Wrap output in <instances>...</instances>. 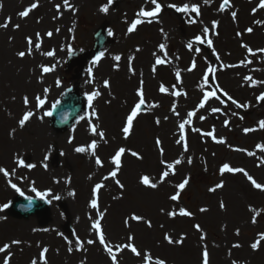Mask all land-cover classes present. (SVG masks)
<instances>
[{
  "label": "rangeland",
  "instance_id": "374dc122",
  "mask_svg": "<svg viewBox=\"0 0 264 264\" xmlns=\"http://www.w3.org/2000/svg\"><path fill=\"white\" fill-rule=\"evenodd\" d=\"M157 2L162 6L157 16L138 17L141 9H154L151 0H0V24H7L0 27V168L9 173L0 172V247L11 245L0 252V264L7 257L9 264H31L33 260L45 264V259L47 264H112L92 227L96 221L114 252L116 244L129 242V235L135 238L131 243L141 257L125 249L116 253L118 264H144L146 253H151L153 264L156 259L166 264H203L205 249L209 264H264V191L254 188L243 172L220 174L228 164L264 184V150L260 147L264 145V128L260 127L264 100L259 99L264 95V51H260L264 49V8L259 7L260 0H229L224 11L220 10L223 0ZM171 4L198 5L200 12H177ZM105 6L107 13L101 11ZM29 8L27 17L19 15ZM136 19L143 22L129 33ZM213 21L219 22L215 28ZM204 28L209 29L207 34ZM248 28L253 31L247 32ZM99 33L106 37L100 48ZM197 36L204 42L197 41ZM29 37L32 46L27 54ZM207 39L212 40L211 47ZM161 43L166 46L164 51L159 48ZM21 51L26 52L23 58L17 55ZM48 52L53 55H45ZM111 53L120 59L112 60ZM157 57L166 63L155 65ZM193 61L196 67L189 71ZM44 67L51 70L44 72ZM209 68L215 71L210 73ZM141 81L145 105L125 139L122 127L138 102ZM161 85L167 93L159 91ZM69 90L82 96L85 110L69 127L59 129L45 112L52 111ZM176 91L181 95H172ZM208 92L215 96L199 108ZM93 93L99 95L90 104L88 97ZM37 96L45 101L43 107L38 106ZM173 107L178 116L171 111ZM194 110L196 115L183 133L188 145L184 152L176 143L182 136L178 124ZM29 111L34 115L21 128L18 122ZM92 126L104 137L93 135ZM156 138L162 141L163 156ZM93 141L97 143L95 155L90 147ZM77 147L88 151L76 152ZM120 147L126 152L117 177L112 178L109 174L115 165L111 159ZM131 151L143 159L133 157ZM97 157L102 166L96 163ZM176 159L182 163L159 183L165 170L161 160L172 163ZM144 175L158 187L140 184ZM185 178L189 183L179 191L176 185ZM220 182L223 188L209 191ZM97 184L102 187L94 193ZM178 191L180 199L170 200ZM38 192L48 195L41 198ZM16 198L43 199L48 210L44 215L17 217L10 208ZM93 199L98 208L91 207ZM221 201L226 206L223 209ZM181 208L193 215H179ZM170 211L177 215H167ZM133 214L151 221V227L132 220ZM196 224L203 232L196 230ZM166 235L183 242L169 244ZM13 240L21 243L12 244ZM88 240L96 242L88 244ZM78 241L84 242L82 249ZM257 242L259 247L254 250L251 245ZM237 244L240 247H234ZM45 248L48 251L41 258Z\"/></svg>",
  "mask_w": 264,
  "mask_h": 264
},
{
  "label": "snow or ice",
  "instance_id": "6c2138e0",
  "mask_svg": "<svg viewBox=\"0 0 264 264\" xmlns=\"http://www.w3.org/2000/svg\"><path fill=\"white\" fill-rule=\"evenodd\" d=\"M207 2H208V0H205V3H207ZM65 3H67V0H65ZM151 3H152L153 5H155L154 9H152V10H144V9H141V10L137 13V16H138V17H155V16H157V14L161 12V10H162V6H161L160 3L157 2V0H151ZM228 4H229V0H223V3H222L221 6H220V10H221V11H224V10H225V5H228ZM35 6H36L35 4L32 5V7H35ZM0 7H2V5H0ZM169 7L175 8L177 12H189V11H192V12H195L197 15H199V12H200V10H199V6H198V5H192L191 8H189V5H187V4L183 5L182 7H177V5H175V4H171V5H169ZM259 7H260V8H264V0H260ZM30 11H31V8H29L28 10H25V11L20 12L19 15H20L21 17H27ZM101 11L107 13V12H108V7H107V6L103 7V8L101 9ZM254 11H255V9H254ZM231 15H232V18L235 20L237 13H236L235 11H233V12L231 13ZM142 22H143V21L140 20V19H136L135 21H133V22L131 23L130 27L128 28V32L131 33V32H133V31H135L136 28H137V25L141 24ZM149 22H151V21H149ZM193 22H195V21H193ZM218 23H219L218 21H213V22H212V26H213V28H215L216 26H218ZM0 27H7V24H0ZM16 27L18 28L19 25H16ZM160 31L163 33V29H162V28L160 29ZM203 31H204L205 34H207V33L209 32V29H208V28H204ZM246 31L249 32V33H251V32L253 31V29H252V28H248ZM217 34H218V33H217ZM47 35H48V36H51L52 33L49 32V33H47ZM109 35H112V33L110 32ZM237 35H240V34L237 33ZM195 39H196L197 41H199V42H204L200 36H197ZM206 42H207V44H208L210 47L212 46V40H211V39H207ZM27 43H28V45H29V51H28L27 54H30L31 46H32V39H31L30 37L27 39ZM243 46L247 49V51H248L249 53H252V49H251V48H248L247 45H243ZM165 47H166L165 44H163V43L159 44V48H160L161 51H164V50H165ZM187 48L191 51V50L193 49V45H192L191 43H189V44L187 45ZM137 51H139V49H137ZM260 51H264V49H261ZM17 55H18L19 57L23 58V57L26 55V52L21 51V52H18ZM45 55L51 56V55H53V53H52V52H48V53H45ZM101 55H102V54H101ZM100 58H101V57L98 56V57L96 58L97 61H99ZM115 59H116V60H119L120 57L117 56V57H115ZM132 59H134V57H133ZM164 63H166V61H165L164 59H161L160 57H157V58L155 59V65H162V64H164ZM195 67H196V65H195V62L193 61L191 68H189L188 70L191 71V70H193ZM50 70H51V69H49V68H47V67H44V68H43V71H44V72H48V71H50ZM89 71H91V69H90ZM207 71L211 73V72H214L215 69H213V68H209ZM153 72H155V66L153 67ZM176 76H177V78L179 79L180 73L177 72V73H176ZM204 79L207 80L208 77L205 76ZM246 79H249V80H250L251 77H246ZM142 85H143V81H141V87L137 90L138 102L135 103L134 107L130 110V113H129V114L127 115V117H126V122H125L124 126L122 127V133H123L125 139H127L128 136L131 134V130H132V128H133V121L136 119V117H137V116L140 114V112L142 111V106L145 105L144 91H143V87H142ZM105 86H106V87L108 86V82H107V81L105 82ZM159 91L162 92V93H167V92H168V89L165 88L163 85H161V87L159 88ZM97 95H99V93H93L92 95H90V96L88 97V100H89V103H90V104H91V101L93 100V97H94V96H97ZM172 95L180 96L181 93H180L179 91H176V92H173ZM184 95H187V94L184 93ZM225 95H227V93H225ZM213 96H215V93H214V92H208V93H206V94L204 95V97H203V101L199 104L198 107H199V108H204L205 103L208 101V99H209L210 97H213ZM35 99H36V101L38 102V106L43 107L45 101H44L43 99H41L39 96H37ZM217 99H218V97H217ZM228 99L231 100L232 97L229 96ZM259 99L264 100V95H261V97H259ZM24 103H25V105H27V104L29 103L27 97H24ZM233 103H237V102H236V101H233ZM151 107H158V105L153 104V105H151ZM238 107H245V105H238ZM171 111L173 112V114H175V115H177V116L179 115V113L176 112V108H175V107H173V108L171 109ZM213 111H214V112H215V111H220V109H213ZM33 115H34V113H32L31 111L26 112V113L23 115V117L19 120V122H18V123H19V126H20L21 128H23V127L25 126V124L30 120V118H31ZM45 115H46V116H51V115H52V112H51V111H47V112H45ZM195 115H196V111H195V110H194V111H191V112H188V113H187V119H183L182 122L178 124V128H179V130L181 131L182 136H181V139H178V140L176 141V143H177V144H181V146H182L184 152H187V151H188L187 141H186V138L183 136V133H184V130H185V126L188 125V124H190V123L192 122V118H193ZM41 119H43V117H41ZM97 119H98V117H97ZM165 119H167V117H165ZM201 119H203V117H201ZM155 123H156L157 125H159V124H160V120H159V119H156V120H155ZM225 123L227 124V122H225ZM260 127H261V128H264V121H261V122H260ZM91 131H92L93 135H98V136H100L101 138L104 137V133H103V132H97V128H96V126H92ZM194 131H199V129H194ZM248 131H252V129H245V132H248ZM206 135L212 136L213 139H216V137L214 136L213 132H208V133H206ZM218 142L224 143L225 141H222V140H221V141H218ZM155 145H156V147H157V149H158L159 155H160V156H163V155H164V148H163V146H162V141H161L159 138H156V140H155ZM90 147H91V149H92V154L95 155V149L97 148V143H96V141H93ZM260 147H261V150H264V145H261ZM75 151H76V152H81V153H82V152H86V151H88V149L85 148V147H77V148L75 149ZM125 152H126V149H125L124 147H120V148L114 153V155L112 156L111 163L115 165V170L111 171L110 174H109L112 178H116V177H117V174H118V172H119V170H120V167H121V157L124 155ZM130 154H131L133 157H136L137 159H141V160L143 159V157H142L138 152L131 151ZM252 154H253V153H249V155H252ZM20 163L23 164V161H20ZM96 163H97L98 165H101V166H102V161L99 159V157L96 158ZM181 163H182V160H181V159H176V160H175L174 162H172V163H167L166 161L161 160V164L164 165L165 170H163V171L161 172L160 179H159V183H163V182H164V179L167 178V177L169 176L170 171H172L173 174H174V170H175L176 165H179V164H181ZM188 163H189V164L192 163V160H191L190 158H189V160H188ZM28 167H30V168H31V167H35V165H28ZM45 167H46V166H45ZM0 172H3V174H4L5 176H8V175H9L8 171L5 170V169L0 168ZM225 172H229V173L243 172L244 175L247 176V179H248L249 181H251V184L253 185L254 188L259 189V190H261V191H264V184L258 183L255 179H253L250 175H248L247 172H245L243 169H240V168H232V167L229 166L228 164H224L223 167L220 169V174L223 175ZM105 179H107V177H105ZM139 182H140V184H142V185H144V186H146V187L152 188V189H156V188L158 187V183H154V182H152V180L150 179V177L147 176V175L142 176V177L140 178V181H139ZM115 183L118 184L119 187H120L121 189L124 188V185L121 184L120 181H119L118 179L115 180ZM188 183H189V179H188V178H185L181 183H179L178 185H176V188H177L179 191H183V190L185 189V187L188 185ZM11 187L14 188L16 191L20 192L21 195L24 194V193H23V192L17 187L16 184H11ZM101 187H102L101 184H97V185L95 186L94 193L98 192L99 189H100ZM223 187H224L223 182H220V183H217L214 187L210 188L209 191H211V192H216L218 189H221V188H223ZM32 190H33L34 192L36 191L35 188H33ZM179 191H178L176 194L171 195V196L169 197V199L172 200V201H178V200L180 199ZM37 195H39L41 198H44V196L48 195V193H40V192H38ZM55 198H56V199H59L58 196L55 197ZM219 206H220V208H222V209L226 207L223 201L220 202ZM3 207H4V208H7L8 205L5 204ZM91 207H93V208H98L97 199H93V200L91 201ZM200 211H201V212H206L207 209H206V208H201ZM253 211H255V210L253 209ZM167 215H169V216H171V217L174 218V217L177 215V212H175V211H170V212L167 213ZM179 215H181V216H186V217H191V216L193 215V213H192L191 211H188V210H186V209L181 208L180 211H179ZM256 215H259V213H256ZM102 218H103V214L101 213V219H102ZM131 219L134 220V221H144V222L148 225V227H151V221H145V220H144V217H142V216H139V215H135V214H133V215L131 216ZM252 222H253V223L256 222V221H255V218H253ZM125 223L127 224V221H125ZM92 227H93V229H96V230L98 231V233H99V236H98V242H99L101 245L104 246V250L109 254V256H110V258H111V262H112V264H118V260H117V255H116V253H118V252H122V251H124L125 249L130 250L135 256H137V257H141V255H142L141 251H139V250L137 249V247H136L133 243H131V241H133V240L135 239L133 236L129 235V236L127 237L128 241H129L128 243L116 244V245H115L116 252H114V251H113V247H110V246L106 243L105 235H104V233H103V231H102V229H101L100 222H99V221H96L95 223H93ZM194 227L196 228L197 231H199V232H203V230L201 229V227H200L199 224L194 225ZM237 235H239V230H237ZM201 239H204V236H201ZM261 239L264 240V233H261ZM165 240H166L169 244H172V243H174V242H175V243H182V242H183L182 240L173 241V239H172L170 236H167V235L165 236ZM95 242H96V241H93V240H88V241H87L88 244H93V243H95ZM20 243H21V241H19V240H13V241H12V244H20ZM78 243H79V247L82 249V248H83V243H84V242H79V241H78ZM10 247H11V245H9V244H5L3 247H0V252H6L7 249L10 248ZM234 247H240V245L237 244V245H234ZM251 247H252L254 250L257 249V248L259 247V242H257V243H253V244L251 245ZM47 251H48L47 248L43 249V251H42L41 254H40V255H41V258H44V254H45ZM69 251H72V249L69 248ZM143 260H144V264H153V258H152L151 253H146V254H144V255H143ZM9 261H10V257L5 258V260H4V264H9ZM31 264H37V261H36V260H33V261L31 262ZM45 264H47V260H46V259H45ZM155 264H166V261L163 260V259H156V260H155ZM203 264H209V254H208V252H207L206 249H205V251L203 252ZM233 264H235V262H233Z\"/></svg>",
  "mask_w": 264,
  "mask_h": 264
},
{
  "label": "water",
  "instance_id": "95a60500",
  "mask_svg": "<svg viewBox=\"0 0 264 264\" xmlns=\"http://www.w3.org/2000/svg\"><path fill=\"white\" fill-rule=\"evenodd\" d=\"M100 44L104 42L100 37ZM83 101L75 93H69L63 102L53 110L52 118L57 128H65L79 116L83 111ZM47 210V203L42 200L35 199H17L12 204V211L15 215L21 217H29L33 214H44Z\"/></svg>",
  "mask_w": 264,
  "mask_h": 264
},
{
  "label": "bare ground",
  "instance_id": "6f19581e",
  "mask_svg": "<svg viewBox=\"0 0 264 264\" xmlns=\"http://www.w3.org/2000/svg\"><path fill=\"white\" fill-rule=\"evenodd\" d=\"M111 56H112V60H114L115 59V56L112 53H111ZM111 56H110V58H111ZM110 58L108 59L109 61H110Z\"/></svg>",
  "mask_w": 264,
  "mask_h": 264
}]
</instances>
